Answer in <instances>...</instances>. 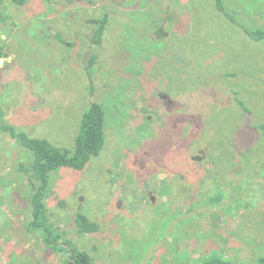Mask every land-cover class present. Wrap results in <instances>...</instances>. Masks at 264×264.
Masks as SVG:
<instances>
[{
  "label": "rangeland",
  "instance_id": "1",
  "mask_svg": "<svg viewBox=\"0 0 264 264\" xmlns=\"http://www.w3.org/2000/svg\"><path fill=\"white\" fill-rule=\"evenodd\" d=\"M0 14V126L74 150L91 103L109 110L100 155L51 174L50 235L30 227L33 156L0 131V264H68L73 248L92 264L264 257V0H0Z\"/></svg>",
  "mask_w": 264,
  "mask_h": 264
},
{
  "label": "trees",
  "instance_id": "2",
  "mask_svg": "<svg viewBox=\"0 0 264 264\" xmlns=\"http://www.w3.org/2000/svg\"><path fill=\"white\" fill-rule=\"evenodd\" d=\"M4 20H6L5 17L0 14V22L2 23ZM108 22L107 16L102 21H92L93 24L97 25L96 31L93 34V42L98 46L103 44ZM255 37L257 39L261 38L259 35ZM3 45L4 42L0 36V60L6 57L5 47ZM96 58V55L92 56L89 65L87 64L89 68H91ZM108 121V108L100 103L92 102L82 119L74 150L59 148L45 139L32 138L25 133L18 132L10 126H0V131L10 133V136L17 142L19 147H24L29 150L31 157L33 156V160H29V155L25 151L23 152L24 159L28 160L24 163L25 167L23 172L26 173L32 185L30 201L31 228L48 232L49 235L52 233V228L50 229L44 223L46 220L44 200L50 186L51 174L60 168H72L77 171H84L91 160L100 155L105 146ZM257 129H260L264 135V125L259 126ZM76 219L81 234L99 232L97 223L93 222L87 215L78 213ZM58 238L59 236H57L56 242ZM92 261L88 253L80 252L73 248L70 252V261L68 264H92ZM257 264H264V257Z\"/></svg>",
  "mask_w": 264,
  "mask_h": 264
}]
</instances>
